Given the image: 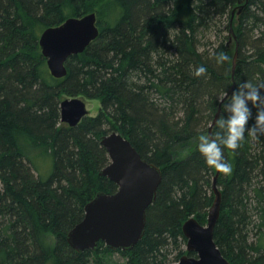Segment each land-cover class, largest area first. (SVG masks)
<instances>
[{
  "label": "trees",
  "instance_id": "1",
  "mask_svg": "<svg viewBox=\"0 0 264 264\" xmlns=\"http://www.w3.org/2000/svg\"><path fill=\"white\" fill-rule=\"evenodd\" d=\"M93 11L97 38L55 78L40 33ZM236 43L233 91L242 82L264 83V0H0V264H88L115 252L124 264H173L187 253L182 224L190 216L205 224L214 199L216 170L196 141L219 106V118L225 115L231 94L221 104L220 97L232 84ZM219 52L228 57L222 64ZM198 66L205 75H193ZM78 95L99 99L100 108L70 126L60 120V101ZM111 131L159 166L162 179L131 249L99 241L77 252L66 235L85 204L117 189L99 174L109 157L98 139ZM244 137L234 153L224 149L232 173L217 178L213 236L231 264H264V135ZM38 155L51 160L47 177Z\"/></svg>",
  "mask_w": 264,
  "mask_h": 264
},
{
  "label": "water",
  "instance_id": "2",
  "mask_svg": "<svg viewBox=\"0 0 264 264\" xmlns=\"http://www.w3.org/2000/svg\"><path fill=\"white\" fill-rule=\"evenodd\" d=\"M241 2L242 0H238V3ZM233 16L234 10L230 19V42L236 38L232 26ZM98 34L94 11L81 16H69L60 24L43 29L39 35V46L50 74L55 78L65 76L67 59L83 52ZM235 46L231 67L232 84L227 96L224 95L225 99L232 93L235 85L237 43ZM87 115L88 109L82 98L72 96L60 101L62 122L74 126ZM219 116L220 106L209 126L208 134H212V127ZM98 140L109 157V162L101 168L99 174L113 181L117 189L113 193L96 192L85 204L82 219L68 231L66 240L77 252L95 250L99 241L113 250H129L144 233L146 210L156 198L162 171L159 166L143 158L121 132L111 131L101 135ZM218 175L219 172L216 171L212 180L214 199L208 209L207 222L201 224L194 216L184 221L182 231L186 237L187 253L181 255L174 264H231L213 236L221 204ZM191 252L195 255H191Z\"/></svg>",
  "mask_w": 264,
  "mask_h": 264
},
{
  "label": "clouds",
  "instance_id": "3",
  "mask_svg": "<svg viewBox=\"0 0 264 264\" xmlns=\"http://www.w3.org/2000/svg\"><path fill=\"white\" fill-rule=\"evenodd\" d=\"M214 58L218 64L228 60L223 52L214 54ZM206 71L204 66H198L193 75L200 77ZM225 96L220 97L222 103ZM224 113L215 121L217 131L198 136L196 148L210 168L227 176L232 173V165L225 159L224 149L233 153L239 149L246 131L253 138L264 135V83L246 81L238 84L224 103ZM249 120L253 121L251 126Z\"/></svg>",
  "mask_w": 264,
  "mask_h": 264
},
{
  "label": "rangeland",
  "instance_id": "4",
  "mask_svg": "<svg viewBox=\"0 0 264 264\" xmlns=\"http://www.w3.org/2000/svg\"><path fill=\"white\" fill-rule=\"evenodd\" d=\"M245 2H246V0H242V3H245ZM103 16H105V12L103 13L102 17ZM96 17H97V20H98L97 13H96ZM78 97L82 98L85 101L87 109H88V115L89 116H94V115H96L98 113L99 108H100V100L99 99H96V98L88 99V98H86L84 96H79V95H78ZM38 156L35 158V162L37 164H40L41 174L44 177H47L50 174L51 170H52V168H51L52 167L51 160L47 159L46 163H43L44 159L40 158V156L39 157ZM41 164H43V166H41ZM34 173L36 175L38 174V172H36V171ZM205 224H206V222H205ZM124 262H125V259L119 253L115 252V253H111V254L99 253L96 257L93 256L89 260L88 264H124Z\"/></svg>",
  "mask_w": 264,
  "mask_h": 264
},
{
  "label": "bare ground",
  "instance_id": "5",
  "mask_svg": "<svg viewBox=\"0 0 264 264\" xmlns=\"http://www.w3.org/2000/svg\"><path fill=\"white\" fill-rule=\"evenodd\" d=\"M239 4H242V2L241 3H239ZM241 6V5H240ZM239 7V6H238ZM242 9V8H241ZM234 89V88H233ZM208 217V216H207Z\"/></svg>",
  "mask_w": 264,
  "mask_h": 264
}]
</instances>
